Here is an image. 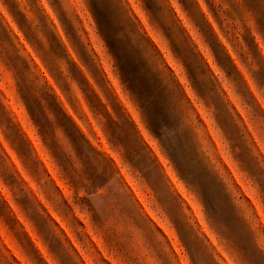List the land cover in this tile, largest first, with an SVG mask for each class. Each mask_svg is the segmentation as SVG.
<instances>
[{
	"label": "clouds",
	"instance_id": "obj_1",
	"mask_svg": "<svg viewBox=\"0 0 264 264\" xmlns=\"http://www.w3.org/2000/svg\"><path fill=\"white\" fill-rule=\"evenodd\" d=\"M0 264H264V0H0Z\"/></svg>",
	"mask_w": 264,
	"mask_h": 264
},
{
	"label": "rangeland",
	"instance_id": "obj_2",
	"mask_svg": "<svg viewBox=\"0 0 264 264\" xmlns=\"http://www.w3.org/2000/svg\"><path fill=\"white\" fill-rule=\"evenodd\" d=\"M100 15L102 18L101 22L103 23V14L101 13ZM110 44L115 48V41L114 40L110 41ZM100 55H101V57H103L102 51L100 52ZM126 68L129 72H132V73H136L138 71V67L135 64L131 63V61L126 62Z\"/></svg>",
	"mask_w": 264,
	"mask_h": 264
}]
</instances>
